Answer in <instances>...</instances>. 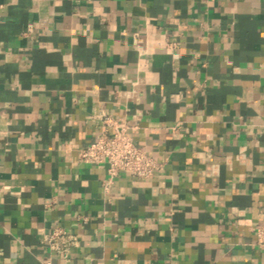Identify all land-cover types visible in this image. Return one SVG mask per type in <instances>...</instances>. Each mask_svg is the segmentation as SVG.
<instances>
[{"label": "crops", "instance_id": "crops-1", "mask_svg": "<svg viewBox=\"0 0 264 264\" xmlns=\"http://www.w3.org/2000/svg\"><path fill=\"white\" fill-rule=\"evenodd\" d=\"M103 114L151 177L80 157ZM260 224L264 0H0V264H264Z\"/></svg>", "mask_w": 264, "mask_h": 264}, {"label": "built area", "instance_id": "built-area-1", "mask_svg": "<svg viewBox=\"0 0 264 264\" xmlns=\"http://www.w3.org/2000/svg\"><path fill=\"white\" fill-rule=\"evenodd\" d=\"M110 126L93 142L83 147L80 157L83 160L97 163H106L110 180L121 171H127L137 177H151L157 167L158 161L145 149L136 145L133 136L124 126H115L108 116L101 117ZM256 244L264 254V225L256 226ZM51 248L64 252L70 245L77 242L74 234L63 227H56L46 235Z\"/></svg>", "mask_w": 264, "mask_h": 264}]
</instances>
